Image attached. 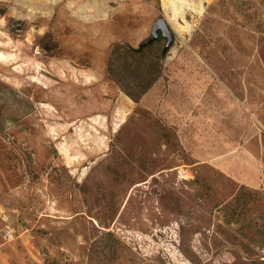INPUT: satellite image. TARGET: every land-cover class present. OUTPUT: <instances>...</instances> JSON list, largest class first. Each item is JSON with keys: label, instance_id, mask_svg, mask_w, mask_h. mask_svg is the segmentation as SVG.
Wrapping results in <instances>:
<instances>
[{"label": "rangeland", "instance_id": "1", "mask_svg": "<svg viewBox=\"0 0 264 264\" xmlns=\"http://www.w3.org/2000/svg\"><path fill=\"white\" fill-rule=\"evenodd\" d=\"M0 264H264V0H0Z\"/></svg>", "mask_w": 264, "mask_h": 264}, {"label": "water", "instance_id": "2", "mask_svg": "<svg viewBox=\"0 0 264 264\" xmlns=\"http://www.w3.org/2000/svg\"><path fill=\"white\" fill-rule=\"evenodd\" d=\"M160 35L162 37L166 38V44H165V48H167L173 39V33L170 30L168 24L166 23L164 18H158L152 25L151 27V33L150 35L145 38L143 41L140 42L138 49L141 50L143 49L145 46L153 43L154 41H156Z\"/></svg>", "mask_w": 264, "mask_h": 264}, {"label": "trees", "instance_id": "3", "mask_svg": "<svg viewBox=\"0 0 264 264\" xmlns=\"http://www.w3.org/2000/svg\"><path fill=\"white\" fill-rule=\"evenodd\" d=\"M154 43V42H153ZM153 43H151V44H149V45H152ZM148 46V45H147ZM146 47V46H145ZM124 50L123 51H125V53L126 54H128V50L127 49H125V48H123ZM117 52V48H114L113 50H112V55H114L115 53ZM108 71L111 73L112 72V74H113V67L111 66V64L109 65V68H108ZM129 95H131L130 93H128Z\"/></svg>", "mask_w": 264, "mask_h": 264}]
</instances>
